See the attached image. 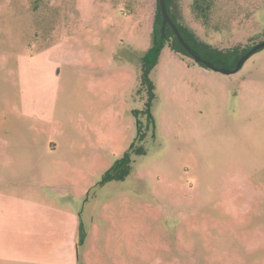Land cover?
<instances>
[{
  "label": "rangeland",
  "instance_id": "1",
  "mask_svg": "<svg viewBox=\"0 0 264 264\" xmlns=\"http://www.w3.org/2000/svg\"><path fill=\"white\" fill-rule=\"evenodd\" d=\"M168 2L203 60L218 59L209 47L231 67L264 42V0ZM156 11L157 0H0V201L50 199L53 184L85 232L71 264H264V47L227 75L164 44L151 126L140 75ZM137 121L143 154L104 182ZM1 240L12 259L0 264L36 257L13 249L30 246L22 233Z\"/></svg>",
  "mask_w": 264,
  "mask_h": 264
},
{
  "label": "crops",
  "instance_id": "2",
  "mask_svg": "<svg viewBox=\"0 0 264 264\" xmlns=\"http://www.w3.org/2000/svg\"><path fill=\"white\" fill-rule=\"evenodd\" d=\"M58 169L61 171H57ZM66 169L67 171L70 170L69 167ZM67 171L64 168L53 166L47 173L58 174V172ZM54 178L61 179L58 176H54ZM63 181L65 182V179L57 180L58 186ZM53 186V184L48 186L51 189L48 192L50 199L39 200L11 195H2L1 197L0 241L2 242L1 233L6 229L10 232L14 230L16 234L22 233L30 246L13 249L28 256L36 255V257H30L26 260L29 264H71L72 248L70 242L71 239L76 242L79 220L75 212L70 209V202L67 204L68 206L63 205L62 207L56 203L59 200L57 198L59 194L55 190L56 188L53 189ZM64 198L65 195H62L61 199L64 200ZM29 226H34V234L38 237L37 239L31 240L29 238ZM0 251V259H12L10 256H5L6 251L4 249L0 248Z\"/></svg>",
  "mask_w": 264,
  "mask_h": 264
},
{
  "label": "trees",
  "instance_id": "3",
  "mask_svg": "<svg viewBox=\"0 0 264 264\" xmlns=\"http://www.w3.org/2000/svg\"><path fill=\"white\" fill-rule=\"evenodd\" d=\"M165 8H166V12L170 18V20L173 22V24L176 26L177 30L179 31L180 35L182 36L183 40L185 41V43L190 47L189 43L187 42V38L191 39L192 41H194L192 38V36L189 34V32L182 26H178L176 24V22L174 21L173 17H171V11L169 9V2L168 0H165ZM152 42H153V46L151 51L146 54L144 56V63L141 67V75H140V90L141 89H145L147 91L148 94V101L145 104V109L143 112V114H147L148 120L151 124V126H154L153 123V117L151 114V104L152 101L154 100V87L151 83V81L149 80V73L151 71V69L154 67V65L157 62V57H158V52L161 49V47L164 44H168L169 49L176 53H182L185 55H188V53L184 50V48L180 45V43L178 42V40L175 37L174 32L172 31V29L169 26H165L163 27L162 24V17L159 11V7H158V0H157V11H156V16L154 18V29H153V38H152ZM206 50V55H210V59L211 55L213 54L215 57H217V61L213 60L210 61L209 59H206L207 61L209 60V62L217 67V68H225V69H231L234 68L235 64H232L231 67H229L227 65V62L224 61L225 57L222 55V53H220L219 51L213 50L209 47H205ZM192 51L197 54L193 48H191ZM251 49V48H249ZM245 51V53L237 59L240 60L248 51ZM231 52H235L236 50L234 49L233 51L230 50ZM198 55V54H197ZM202 59H204L203 57H201ZM201 67L205 68L202 64H199ZM133 114L135 117H137V115L139 114L138 111H133ZM137 137L135 138V140L131 143L130 147L128 148V150L125 151L124 155L122 156L121 159H119L105 174H104V178L103 181H111V180H123L125 177L128 176V174L130 173L131 170V163H132V156L134 154H143V150L141 148H139L138 144L144 139L145 134L143 133V131L141 130L140 124L137 121ZM85 239V232L83 229V226L81 223H79L78 225V229H77V236H76V245L77 247L80 246L83 241Z\"/></svg>",
  "mask_w": 264,
  "mask_h": 264
},
{
  "label": "water",
  "instance_id": "4",
  "mask_svg": "<svg viewBox=\"0 0 264 264\" xmlns=\"http://www.w3.org/2000/svg\"><path fill=\"white\" fill-rule=\"evenodd\" d=\"M158 7H159V11L162 17V24L163 27L165 26H169L172 31L175 34L176 39L178 40V42L180 43V45L184 48V50L188 53L189 56H191L195 63L197 64H202L206 69L215 71V72H219L222 74H232L236 71H238L240 69V67L242 66V64L257 50L261 49L264 47V42L257 44L256 46H254L247 54H245L235 65V67L232 70H228L225 68H217L215 66H213L210 62L203 60L200 56H198L197 54H195L192 49L185 43V41L183 40L182 36L180 35L179 31L177 30L176 26L173 24V22L170 20L167 12H166V8H165V0H158Z\"/></svg>",
  "mask_w": 264,
  "mask_h": 264
},
{
  "label": "flooded vegetation",
  "instance_id": "5",
  "mask_svg": "<svg viewBox=\"0 0 264 264\" xmlns=\"http://www.w3.org/2000/svg\"><path fill=\"white\" fill-rule=\"evenodd\" d=\"M251 49H252V48H251ZM251 49H249V51H250ZM249 51H248V52H249ZM248 52H247V53H248ZM247 53H246V54H247Z\"/></svg>",
  "mask_w": 264,
  "mask_h": 264
}]
</instances>
